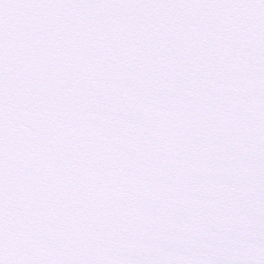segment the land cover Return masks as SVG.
I'll list each match as a JSON object with an SVG mask.
<instances>
[{
	"label": "snow or ice",
	"instance_id": "1",
	"mask_svg": "<svg viewBox=\"0 0 264 264\" xmlns=\"http://www.w3.org/2000/svg\"><path fill=\"white\" fill-rule=\"evenodd\" d=\"M0 264H264V0H0Z\"/></svg>",
	"mask_w": 264,
	"mask_h": 264
}]
</instances>
